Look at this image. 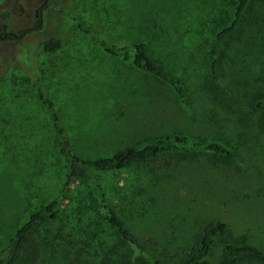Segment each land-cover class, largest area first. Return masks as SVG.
Instances as JSON below:
<instances>
[{
  "label": "rangeland",
  "instance_id": "1",
  "mask_svg": "<svg viewBox=\"0 0 264 264\" xmlns=\"http://www.w3.org/2000/svg\"><path fill=\"white\" fill-rule=\"evenodd\" d=\"M233 4L0 0V33L17 36L0 40V249L30 211L59 195L64 181L58 136L32 87L39 76L72 152L82 159L107 158L174 133L233 147L229 160L199 150L172 158L169 168L157 160L99 174L106 202L132 234L178 253L192 245L206 223L219 220L236 241L244 238L264 250V108L253 107L254 98L264 96V0L253 4L252 25H244L239 41L229 45L234 64L223 60L221 80L209 81L203 49L204 38L230 18ZM78 22L109 44L133 50L145 43L167 72L184 80L183 100L102 51ZM52 37L60 39L61 48L43 53L41 41ZM233 77L238 84L230 85ZM69 209L93 216L100 211L87 181H75L65 193L59 211L64 215ZM82 218L68 217L75 227L72 237L40 242L36 264H101V250H87L77 241L91 232ZM127 249L115 248L114 264H150Z\"/></svg>",
  "mask_w": 264,
  "mask_h": 264
},
{
  "label": "trees",
  "instance_id": "2",
  "mask_svg": "<svg viewBox=\"0 0 264 264\" xmlns=\"http://www.w3.org/2000/svg\"><path fill=\"white\" fill-rule=\"evenodd\" d=\"M233 1L230 18L203 40L205 63L210 82L221 80L222 62L225 58L229 60V65L234 64V59L227 55L229 45L234 41H239L244 25H252L251 7L260 0ZM77 24L102 51L129 63L131 67L146 76L167 85L179 100H183L186 94L184 80L167 72L166 68L153 58L145 43L139 42L133 50H129L126 47L109 44L90 34V31L80 22ZM61 46L60 39L55 37L45 39L40 43L41 51L46 54L58 51ZM236 56L240 57V52L237 51ZM231 81L230 85L238 84L237 77H233ZM42 84L39 76L32 80V87L41 99L59 139V154L65 170L64 181L57 197L26 215L23 223L17 227L7 243L0 249V264H36L40 258V242H55L59 238L65 241L64 238L72 237V229L75 227L72 226V221L68 217L75 216V214L84 216L82 220L91 230L85 238L80 235L81 238L77 241L80 240L87 250L93 246L101 250L104 255L103 257L99 255L102 259L101 264H114L110 254L114 255L115 248L119 245L128 246V255L135 251L140 254L144 263L149 262L150 264H264V250L247 243L244 238L236 241L227 224L219 220L206 223L195 235L189 248L178 253H171L166 248L159 250V245L154 239H139L130 232L126 224L119 219L116 210L106 202L99 185V174L122 173L133 165L149 164L157 160H164L161 167L169 168L172 166V158L196 155L199 150L217 159H232L235 151L228 141L220 143L218 140H212L206 143L189 138L182 133H174L154 139L141 148H127L107 158L82 159L72 152L67 129L60 115L55 111L50 97L43 91ZM253 107L256 110L263 109L264 96L257 95L253 100ZM167 157L170 159L167 160ZM77 180H85L91 186L100 210L95 216L91 213L86 214L80 209H74V212L69 209L64 215L62 211H59L62 198ZM133 187L137 190L135 185ZM104 227L110 229V232ZM62 229H65V235H62ZM124 256L127 257L125 254Z\"/></svg>",
  "mask_w": 264,
  "mask_h": 264
},
{
  "label": "flooded vegetation",
  "instance_id": "3",
  "mask_svg": "<svg viewBox=\"0 0 264 264\" xmlns=\"http://www.w3.org/2000/svg\"><path fill=\"white\" fill-rule=\"evenodd\" d=\"M40 21H41V17H40ZM17 36L15 35V34H13V33H0V40H2V39H6V38H8V39H14V38H16Z\"/></svg>",
  "mask_w": 264,
  "mask_h": 264
}]
</instances>
